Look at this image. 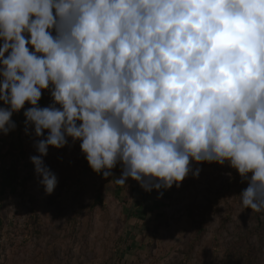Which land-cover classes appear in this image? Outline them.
I'll return each instance as SVG.
<instances>
[{
    "label": "clouds",
    "instance_id": "obj_1",
    "mask_svg": "<svg viewBox=\"0 0 264 264\" xmlns=\"http://www.w3.org/2000/svg\"><path fill=\"white\" fill-rule=\"evenodd\" d=\"M0 102L5 135L24 109L47 194L43 157L70 137L146 192L227 162L242 205L264 210V0H0Z\"/></svg>",
    "mask_w": 264,
    "mask_h": 264
},
{
    "label": "rangeland",
    "instance_id": "obj_2",
    "mask_svg": "<svg viewBox=\"0 0 264 264\" xmlns=\"http://www.w3.org/2000/svg\"><path fill=\"white\" fill-rule=\"evenodd\" d=\"M36 139L29 129L18 152L0 153V264H264V210L242 205L247 182L227 162H190L198 178L160 189L159 213L137 233L145 218L130 205L136 183L113 191L115 182L82 169L80 141L69 137L43 157L58 178L47 194L30 161ZM4 165L15 166L11 180Z\"/></svg>",
    "mask_w": 264,
    "mask_h": 264
},
{
    "label": "crops",
    "instance_id": "obj_3",
    "mask_svg": "<svg viewBox=\"0 0 264 264\" xmlns=\"http://www.w3.org/2000/svg\"><path fill=\"white\" fill-rule=\"evenodd\" d=\"M52 98L50 95V92L48 90H43L42 92V98L38 102L40 107H47L52 103ZM0 107H5L3 102H0ZM30 107V105L26 102L25 104V109ZM24 109H21L19 112L14 113L12 116V120L16 124V128L12 131H10L7 135H5L3 132H0V150L1 152L5 151L8 149L9 145H13V148L11 149V152H14L16 149V140L20 137H24L26 134V125H25V117L23 115ZM29 129H32L31 127H28L27 132ZM13 138L15 141L12 143L10 142L9 138ZM89 168V164L85 158L84 162L82 163V169ZM91 169V168H90ZM91 171H93L91 169ZM113 175L109 176L108 178H105L102 174L95 173L97 175V178H102L101 182L107 181V186L111 187V185H114V182L117 176L121 175V166L118 164L114 169L111 170ZM112 183V184H111ZM116 183V182H115ZM128 184H130L128 182ZM117 187H113V191H118L117 189L121 192L119 194L122 196V187L120 184H117ZM130 191V201H131V207L133 209V214L137 216H143L145 219H143L142 225L140 227L135 228L137 230H140L141 228L148 226V223L150 222V219H153L154 217L157 216V214L160 211V207L158 206V200L159 198L157 197L160 191L158 192L157 190L153 189L150 193H143L144 189H142L139 185V183L135 184L134 186H131ZM122 193V194H121ZM124 201L123 203L127 202V197H121ZM129 201V202H130ZM124 205V204H123ZM127 210V209H126ZM148 217V219L146 218ZM148 220V221H147ZM145 222V224H144Z\"/></svg>",
    "mask_w": 264,
    "mask_h": 264
},
{
    "label": "trees",
    "instance_id": "obj_4",
    "mask_svg": "<svg viewBox=\"0 0 264 264\" xmlns=\"http://www.w3.org/2000/svg\"><path fill=\"white\" fill-rule=\"evenodd\" d=\"M9 140H10V142H12V143L15 141L12 137L9 138ZM12 148H13V145L11 144V145L8 146V149H6L5 151L1 152V150H0V153H10ZM20 148H21V138L19 137V138L16 140V149H15V152H18V151L20 150ZM1 169H2V170H1L2 177L4 176L6 181H7V180H11L10 176L13 175V171H14V169H15V166H11V169H13L12 171H11V169H10V171H9V169L5 168V165L2 166ZM5 173H6V175H4ZM7 173H8V175H7ZM143 193H150V192H146V191L144 190ZM146 218L148 219V217H146ZM147 221H148V220H147ZM143 228H144V227H143ZM136 232H137V233H144L145 230H143L142 228H141L140 230H137V229H136Z\"/></svg>",
    "mask_w": 264,
    "mask_h": 264
},
{
    "label": "built area",
    "instance_id": "obj_5",
    "mask_svg": "<svg viewBox=\"0 0 264 264\" xmlns=\"http://www.w3.org/2000/svg\"><path fill=\"white\" fill-rule=\"evenodd\" d=\"M129 179H130V181H132V182H134V183H136V184L138 183V182H136L135 180H132L131 178H129Z\"/></svg>",
    "mask_w": 264,
    "mask_h": 264
}]
</instances>
